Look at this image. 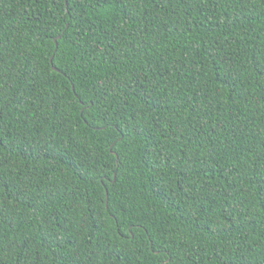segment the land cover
Masks as SVG:
<instances>
[{
	"label": "trees",
	"instance_id": "16d2710c",
	"mask_svg": "<svg viewBox=\"0 0 264 264\" xmlns=\"http://www.w3.org/2000/svg\"><path fill=\"white\" fill-rule=\"evenodd\" d=\"M0 264H264V0H0Z\"/></svg>",
	"mask_w": 264,
	"mask_h": 264
}]
</instances>
